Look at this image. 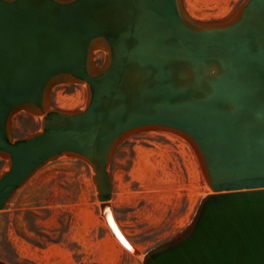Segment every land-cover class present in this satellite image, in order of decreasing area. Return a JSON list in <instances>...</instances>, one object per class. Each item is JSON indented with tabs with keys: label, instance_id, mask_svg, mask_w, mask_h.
Instances as JSON below:
<instances>
[{
	"label": "water",
	"instance_id": "1",
	"mask_svg": "<svg viewBox=\"0 0 264 264\" xmlns=\"http://www.w3.org/2000/svg\"><path fill=\"white\" fill-rule=\"evenodd\" d=\"M63 83L85 84L83 108L51 107ZM21 111L41 127L14 138ZM151 130L190 143L212 193L143 264H264V0L212 21L184 0H0V210L68 155L109 211L117 149Z\"/></svg>",
	"mask_w": 264,
	"mask_h": 264
},
{
	"label": "rangeland",
	"instance_id": "2",
	"mask_svg": "<svg viewBox=\"0 0 264 264\" xmlns=\"http://www.w3.org/2000/svg\"><path fill=\"white\" fill-rule=\"evenodd\" d=\"M195 1L184 0L187 12ZM241 1L199 0L201 14L193 17L224 19ZM103 58L104 52L96 50L95 61L101 63ZM86 100L85 84L63 83L53 88L50 104L71 110L83 108ZM40 127V117L21 111L13 118L12 135L25 136ZM139 149L153 152L149 161ZM7 168V160L0 156V174ZM110 170V205L141 257L126 252L116 239L119 246L113 248L109 243L111 233L99 212L91 167L78 157L64 155L40 168L0 210V259L10 264H143L148 250L190 223L207 194L194 149L186 139L168 131H146L124 141ZM197 170L201 194L192 202L189 193L179 189L193 185Z\"/></svg>",
	"mask_w": 264,
	"mask_h": 264
},
{
	"label": "bare ground",
	"instance_id": "3",
	"mask_svg": "<svg viewBox=\"0 0 264 264\" xmlns=\"http://www.w3.org/2000/svg\"><path fill=\"white\" fill-rule=\"evenodd\" d=\"M226 2V1H225ZM201 3L198 1L192 2L191 4H189L188 6V12L193 16H200V12H201ZM225 8V7H224ZM228 9H224V11L226 12ZM203 16V15H202ZM167 136L171 137V135L166 134ZM172 138V137H171ZM180 141L184 144L185 142L183 140L180 139ZM186 147L189 148V146L186 145ZM190 149V148H189ZM140 153H143L145 155L144 159L146 161H149V157L152 156L153 152L150 150H146V149H139ZM193 153V152H192ZM194 156V155H193ZM195 158V157H194ZM197 163V162H196ZM159 164V163H158ZM201 178V174L200 171L197 170L193 175H192V183L193 185L190 186V188L185 189V188H180L179 191H185L188 192L190 197L192 198V202H195L197 197L201 194L200 190H199V186H198V179L200 180ZM203 191H205L206 193H212V190L210 189V187L203 182ZM100 209V208H99ZM105 225L107 226V228L109 229L111 236L108 238L109 239V243H111L114 246H122L123 249L128 252L131 255H139V253L141 254V252H139L137 248V245L133 244L125 235L124 231L121 229L119 223L116 220L114 211L110 205L109 207V211H104L102 212V210H99ZM187 219L184 220V222ZM118 241L119 244H117L116 240ZM116 241V242H115ZM108 243V245H110ZM108 248H110V246H108ZM135 249V252H132L131 249ZM141 251V250H140ZM141 257V255H139ZM138 256V257H139Z\"/></svg>",
	"mask_w": 264,
	"mask_h": 264
}]
</instances>
